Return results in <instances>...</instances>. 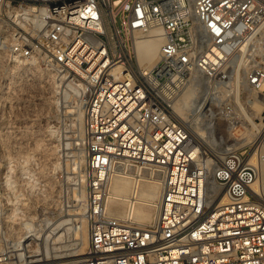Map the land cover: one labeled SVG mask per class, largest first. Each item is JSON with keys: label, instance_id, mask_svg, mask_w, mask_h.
<instances>
[{"label": "built area", "instance_id": "2783aa9c", "mask_svg": "<svg viewBox=\"0 0 264 264\" xmlns=\"http://www.w3.org/2000/svg\"><path fill=\"white\" fill-rule=\"evenodd\" d=\"M158 32L159 59L141 63L138 40ZM0 37L18 64L45 62L83 113L87 256L49 264H264V140L208 150L204 187L201 144L173 107L194 78L213 94L206 120L237 121L223 93L264 86V0H0ZM129 173L161 181L149 221L136 191L122 215L109 205Z\"/></svg>", "mask_w": 264, "mask_h": 264}, {"label": "rangeland", "instance_id": "374dc122", "mask_svg": "<svg viewBox=\"0 0 264 264\" xmlns=\"http://www.w3.org/2000/svg\"><path fill=\"white\" fill-rule=\"evenodd\" d=\"M49 68L42 60L18 64L10 59L0 37V255L6 258L4 264H18L19 258L21 262L27 259L29 252L25 244L28 242L17 244L16 241L30 229L39 234L38 239L31 241L40 253L37 258L46 255L42 247V238L46 235H49L50 256L88 247L86 148L83 121L77 113L80 107H76L78 102L75 103L72 96H65L63 86ZM201 88L188 83L173 104L188 127L196 121L203 129L213 132L215 146L207 149L217 151L246 140L249 143L239 148L253 151L259 148L264 131L259 134L250 124L237 102L236 90L229 88L223 93L224 98L235 103L237 121L229 125L217 113L213 112L207 121L204 113L195 110L197 98L208 91L206 86ZM244 92L246 90L241 88L242 102L247 101L250 94ZM261 93L264 94V89ZM244 106L255 112L248 103ZM256 109L258 114L254 119L264 126L263 103ZM238 128L241 130L235 133ZM247 131H252V135ZM69 212L73 214H67ZM41 219H44L43 225L37 222ZM62 220L65 223L58 227ZM58 230L63 234L55 240ZM20 245L24 248H19ZM71 261L74 259L38 264Z\"/></svg>", "mask_w": 264, "mask_h": 264}, {"label": "bare ground", "instance_id": "6f19581e", "mask_svg": "<svg viewBox=\"0 0 264 264\" xmlns=\"http://www.w3.org/2000/svg\"><path fill=\"white\" fill-rule=\"evenodd\" d=\"M159 34H161V33L158 32V35L154 34L155 36H149L147 38H141L140 40H138V42H137V54H138V59L141 63L153 65L159 59L160 47H161V44L163 42V37ZM189 83H191L193 85L195 84L199 90L202 89L200 84L194 78ZM262 89H264V86L261 88V90ZM74 90L77 91L75 88H74ZM261 90H259V89L258 90H252L250 92V95L252 96V98L249 101V105L252 108H254L255 112H250V111L246 110L244 103L240 100V97L238 96V93L236 92L237 102L239 104H241V106L244 109V112H245V115H246L248 121H250V124H252L253 127L258 129L257 133H259V134H261L264 131V126L262 125L263 126L262 127L260 124H257L256 120L254 119V116L256 114H258L257 109H256L257 106L259 104H262V103L264 105V94L261 93ZM212 97H213V94H212V92H209V90L206 91V93H204L203 95H200V97L197 98L198 103L195 106V110L198 112L204 113V111H203L204 107H205L206 103H209L211 101ZM177 100H179V99H177ZM76 107H78V106H76ZM173 107H174V110H175L177 117L182 122H185L181 118L180 114L177 112L174 104H173ZM186 109H188V108H186ZM187 111H189V110H187ZM77 113L79 114L80 121H82V116H83L82 109L78 108ZM189 114H191V113H189ZM184 119H187V117ZM242 125H244V124H242ZM248 127L249 126H247V128ZM82 128H83V126H82ZM249 129H251V128H249ZM189 130L191 132V136L201 144L200 148H201L202 153L200 156L202 159V163L207 168L206 176L203 179V182H204V187H207L212 182V171H213V164L212 163L215 162V158L213 156H211L210 154H206V152H208V150H209V149H207V148H209V146L210 147L215 146L214 139H213V132L209 131L207 129H203L202 127H200L196 123V121L193 122V124H191V126L189 127ZM195 130H196V132H195ZM240 130H241V128H238L235 133H237ZM196 133L198 134V136ZM238 134L236 136H238ZM247 134L252 135V131L248 132ZM203 139H205V140L203 141ZM247 143H249V141H247V140L241 144L239 143V141H236V142L230 144V146H227L225 148L222 147L223 149H217V151L214 148L213 149L215 150L214 152L217 153L216 155L220 156V155L224 154L227 150L239 148L241 145L243 146L244 144H247ZM216 148H218V147H216ZM263 152H264V147H263ZM262 160H264L263 156H262ZM259 161L261 162L260 156H259ZM263 166H264V161H263ZM210 175H211V179H210ZM111 189L113 192V198H111V201H109L110 202L109 205L111 206L112 210L116 214L122 215L124 213L126 206H127V203H128V200H129V197L131 196L132 193H135V191H136V193H137V206L135 207L134 210H135V213H136L138 219L142 222H146V221H149L150 219H152V217L154 216V214L156 212L157 201H158L160 194H161V181L159 178L145 179V180L143 179V180H140L139 183L137 184V179H134V177L130 173L125 174L123 176L122 175H116L114 177V180L112 181ZM85 213H86V211H85ZM67 214H73V213L69 212ZM64 223H65V220H62L58 224V227L62 226ZM86 223H87V219H86ZM62 228H64V226L61 227L60 229H62ZM65 229H67V227ZM62 234H63V232H60V230L56 231L55 235H54L55 236L54 239L58 240L60 237H62ZM38 238H39L38 231L36 232L34 229H30L29 231H27L22 236L21 239H18L16 241L17 244H19L22 241L28 242L27 244H25V247L28 248L27 253L29 252L27 255V259L23 262L18 263V264H38V263H47V262H52V261H63V260H67V259H74V261H76V260H80V259L87 256V250H85L84 248L77 251V252H65L63 254H54V255L50 256L48 246H47V239L49 238V235H46V237L42 238V245H43L42 247H44L46 255L44 254L45 255L44 257H38L37 258V255H39L40 253L37 251L36 248L35 249L33 248L34 246H32V245L34 243L32 244L31 241L36 240ZM87 240H88V238H87ZM43 241H44V243H43ZM88 242H89V240H88ZM88 242L86 243L87 245H88ZM22 254L23 253H20V255H22Z\"/></svg>", "mask_w": 264, "mask_h": 264}]
</instances>
